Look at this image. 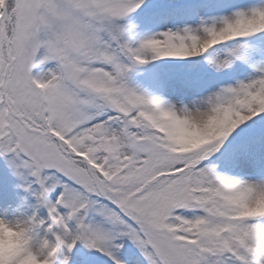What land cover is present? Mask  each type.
I'll return each instance as SVG.
<instances>
[{
    "label": "snow or ice",
    "instance_id": "1",
    "mask_svg": "<svg viewBox=\"0 0 264 264\" xmlns=\"http://www.w3.org/2000/svg\"><path fill=\"white\" fill-rule=\"evenodd\" d=\"M0 264H264V0H0Z\"/></svg>",
    "mask_w": 264,
    "mask_h": 264
},
{
    "label": "trees",
    "instance_id": "2",
    "mask_svg": "<svg viewBox=\"0 0 264 264\" xmlns=\"http://www.w3.org/2000/svg\"><path fill=\"white\" fill-rule=\"evenodd\" d=\"M0 184L4 197L13 199L15 209L24 211V201L28 198L25 182L13 174L3 158H0Z\"/></svg>",
    "mask_w": 264,
    "mask_h": 264
},
{
    "label": "clouds",
    "instance_id": "3",
    "mask_svg": "<svg viewBox=\"0 0 264 264\" xmlns=\"http://www.w3.org/2000/svg\"><path fill=\"white\" fill-rule=\"evenodd\" d=\"M14 234L0 230V245L11 247L14 244Z\"/></svg>",
    "mask_w": 264,
    "mask_h": 264
},
{
    "label": "rangeland",
    "instance_id": "4",
    "mask_svg": "<svg viewBox=\"0 0 264 264\" xmlns=\"http://www.w3.org/2000/svg\"><path fill=\"white\" fill-rule=\"evenodd\" d=\"M5 211H14L13 201L11 199H3L0 191V215H3Z\"/></svg>",
    "mask_w": 264,
    "mask_h": 264
}]
</instances>
